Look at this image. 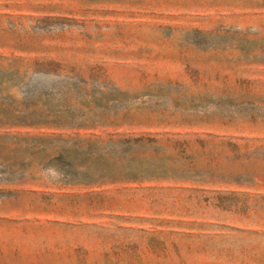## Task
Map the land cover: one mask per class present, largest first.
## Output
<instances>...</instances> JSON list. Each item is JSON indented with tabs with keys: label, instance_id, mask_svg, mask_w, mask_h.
Returning a JSON list of instances; mask_svg holds the SVG:
<instances>
[{
	"label": "rangeland",
	"instance_id": "obj_1",
	"mask_svg": "<svg viewBox=\"0 0 264 264\" xmlns=\"http://www.w3.org/2000/svg\"><path fill=\"white\" fill-rule=\"evenodd\" d=\"M0 264H264V0H0Z\"/></svg>",
	"mask_w": 264,
	"mask_h": 264
}]
</instances>
